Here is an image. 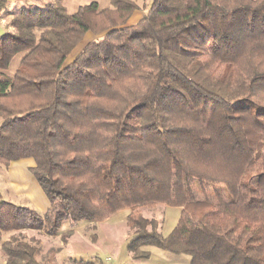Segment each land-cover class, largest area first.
Masks as SVG:
<instances>
[{"label":"trees","instance_id":"trees-1","mask_svg":"<svg viewBox=\"0 0 264 264\" xmlns=\"http://www.w3.org/2000/svg\"><path fill=\"white\" fill-rule=\"evenodd\" d=\"M53 1L0 37V165L32 159L49 203L0 200L4 263L38 264L22 232L54 237L67 221L65 244L79 222L129 210L132 260L155 248L264 264V0H152L129 27L133 0L72 15ZM86 34L103 38L63 68ZM157 205L181 209L166 237L141 215Z\"/></svg>","mask_w":264,"mask_h":264},{"label":"rangeland","instance_id":"rangeland-1","mask_svg":"<svg viewBox=\"0 0 264 264\" xmlns=\"http://www.w3.org/2000/svg\"><path fill=\"white\" fill-rule=\"evenodd\" d=\"M133 1L136 2L138 9L131 14V16L128 18V20L126 21V23L124 24L123 27L133 26L136 23H138V21L140 19H142V17H144L147 14V12L149 11V9L152 5V0H133ZM53 2H54L53 0H50L48 4H45V0H38L36 2L37 3L36 6L40 9H43L46 6H48L49 4H53ZM91 3L97 4V6L100 10L106 9L109 7V0H62V5L66 8L68 14H70V15L75 13L78 8L90 5ZM34 9L32 7H27V8H25V11L26 10L27 11L34 10ZM17 14L18 13L11 12L10 14L7 15V17H8L7 18L8 19L7 25L11 23L12 18L15 17ZM8 29H9V31H14L10 26H8ZM102 38H103L102 35L96 36V35H92V34H86L84 36V38L81 40V42L76 46L75 49H73V51L66 58L62 67L63 68L68 67L72 63V61L77 57V55L89 43L99 42L100 40H102ZM24 55H25L24 53H21V54L16 55L15 57H13V59L11 60V62L9 64L8 69L6 70V74L12 76L16 72V70L20 64V61L22 60ZM1 122H2V119L0 118V124H1ZM32 162H33L32 159H23V161H21L20 164L27 166L28 164H31ZM25 175L28 176V178H32L30 175H27L26 173H25ZM8 179H9V174H8L6 168L0 165V200L4 201V202H9V203H12V204L18 205V206L33 207V205L25 197H23L22 195H15L13 193L14 190H13L12 186H10L8 184ZM193 190L195 193L199 194L200 190L198 187L193 186ZM41 193L45 197L42 190H41ZM206 194H207V196H209V198L212 197L211 191L206 190ZM45 199H47V198L45 197ZM32 209H34V207ZM127 215H128V213L125 211L124 212H117L107 222H105L103 224L102 223L99 224L95 230L91 229V227H89V225H88V222H86V221L79 222L74 227V229L78 233L83 234L87 240L91 237V235L97 234V232H98L97 230H100L101 232L102 231H114L116 234L115 239L117 241V248L120 251L119 256L121 258L125 259L128 256L127 250L125 248L127 246V241L129 240V237H130V235H129L130 232L132 234V231L129 230V228L127 227V224H126ZM141 215L145 218L156 219L158 221V233L161 236L165 237L175 227L179 214H178L177 208L166 207L164 205H157L151 209L142 208L141 209ZM70 228H71V226H70L69 222L64 221L61 224L59 231H58L55 238H57L58 236H61L62 234H64L68 230H70ZM26 232H28V231H26ZM26 232H24L23 234H25ZM37 234L38 233L35 231H30V237H27V236H25V237L27 239L35 238L37 240H40V238L37 237ZM43 236H45V235H43ZM6 237H7V235H5V238ZM46 238H50V237L46 236ZM55 240H56L55 243L52 242V245L49 249H53V251L57 253V252H59V250H63L64 247L62 245L63 242H62L61 237L59 238V243H61V246L58 244V239H55ZM39 246H40L39 251H42L43 248H48L46 246H41L40 244H39ZM75 247H76V250L79 251V253H84V251L90 252L89 248H85V246L83 248V246L81 244L75 245ZM71 249H72L71 245H69V244L66 245L67 252L71 251ZM53 251H52V253H53ZM151 252H158V251H156L155 249H151ZM81 255L84 257L86 256V254H81ZM39 256H41V259L39 258ZM169 256H173V255H169ZM96 257L98 258L97 262L100 261L101 263L105 264V255L104 254L100 253L99 256H96ZM47 258H48V256L45 253H42V254L40 253V255H37L36 261L38 264H45L47 261ZM179 258L181 260L184 259L185 261L188 260V257L185 255H181ZM3 259L4 258L0 255V264L3 263ZM130 259H128L129 262H130ZM152 259L153 260L151 261V263L155 262L157 260L156 255H153ZM85 260H86V262H92L94 264L96 262L95 259L90 260L88 258ZM158 260H160V259H158ZM107 264H109V263H107Z\"/></svg>","mask_w":264,"mask_h":264},{"label":"crops","instance_id":"crops-1","mask_svg":"<svg viewBox=\"0 0 264 264\" xmlns=\"http://www.w3.org/2000/svg\"><path fill=\"white\" fill-rule=\"evenodd\" d=\"M38 0H0V37L5 33V31L8 29L7 25V15L11 12L13 13H20L25 11V8L32 7L33 9H40L36 6V2ZM50 0H45V4H48ZM21 161L19 160L17 162L10 163L6 170L9 174L8 184L12 186L14 190L15 195H22L25 197L29 202L33 205L34 210H36L39 213H44L49 206L48 200L45 199L43 194L41 193L40 187L31 175L29 169L33 167L34 163L28 164L27 166H24L23 164H20ZM30 175L32 178H28ZM32 179V180H31ZM29 188H28V187ZM32 192H31V191ZM29 207V208H33ZM178 214H180L181 209L177 208ZM127 212L130 213L129 210H121L119 212ZM114 215V214H113ZM113 215H110L109 217L105 218L102 221L96 222V223H88L89 227L94 230L99 224H103L107 222L109 219L112 218ZM179 218V215H178ZM178 221V220H177ZM75 227V226H74ZM73 227V235L68 238L67 242L63 245V250H59V252H54L53 249H49L52 245V242L55 243V239H58V244L61 246V243H59V238L61 236H58L57 238L50 237L46 238V236H43L41 233L37 234V237L40 238V245L46 246L48 248H43L42 251H39L40 253H45L48 258L45 264H94L92 262H86L85 259L93 260L95 259V264H103L100 261L97 262L98 258L96 256H99V254L105 255V264H188V260L185 261L184 259H180L179 256L172 255L170 253H166L163 251H160L155 248H150V257L147 260H132L129 257V254L127 258H121L119 256V250L117 248V241H116V234L114 231H100L97 230V234L91 235V237L87 240L86 237L83 234L78 233ZM24 232H22L23 234ZM24 236L30 237V231L23 234ZM131 237V232H130ZM129 237V240H130ZM163 237V236H162ZM166 237V236H165ZM127 241V244L129 242ZM71 245L72 249L71 251L67 252L66 245ZM81 244L84 248H89L90 252L84 251V253H79L78 250H76L75 245ZM90 246H89V245ZM126 246V245H125ZM40 247V246H39ZM47 251H46V250ZM126 249V248H125ZM151 249H155L158 252H151ZM76 250V251H75ZM53 251V253H52ZM78 253V254H77ZM156 253V254H155ZM81 254H86V256H82ZM152 254V255H151ZM153 255H156V261L151 263L153 260ZM41 259V256H39ZM130 259V262L129 260ZM160 259V260H158ZM4 264V259L3 263Z\"/></svg>","mask_w":264,"mask_h":264}]
</instances>
